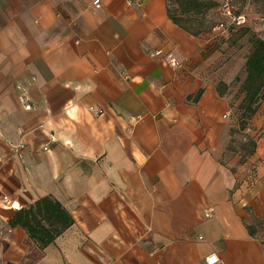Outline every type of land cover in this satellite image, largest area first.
<instances>
[{
    "label": "crops",
    "instance_id": "obj_1",
    "mask_svg": "<svg viewBox=\"0 0 264 264\" xmlns=\"http://www.w3.org/2000/svg\"><path fill=\"white\" fill-rule=\"evenodd\" d=\"M167 1L0 0V264H264V140L229 152L238 70ZM45 197L42 249L12 221Z\"/></svg>",
    "mask_w": 264,
    "mask_h": 264
},
{
    "label": "trees",
    "instance_id": "obj_2",
    "mask_svg": "<svg viewBox=\"0 0 264 264\" xmlns=\"http://www.w3.org/2000/svg\"><path fill=\"white\" fill-rule=\"evenodd\" d=\"M167 5L168 15L177 26L195 37L209 35L214 40L215 50L220 51L221 38L226 37V34L231 29L240 27L236 25L229 26V20L224 19L222 16V20L217 22L216 15L213 13V10L217 7L215 0H168ZM233 15L236 16L234 11ZM221 25L226 26V30L223 32L217 30ZM250 43L251 50L245 62L246 77L241 81L237 75L234 80L241 82L239 93L243 95L240 105L232 100L235 106L234 113L237 110L241 113L239 118L240 130L246 128L248 121L256 115L260 102L264 100V40L257 36H252ZM209 48L211 49V46ZM233 82L230 86H227L224 82H220L217 85V91L220 96H224L226 93L229 94L232 90ZM201 93V91L198 93L196 100L200 98ZM234 113L230 147L234 142L236 130ZM251 146L252 150L244 158H240L238 154H233L229 150L230 147L228 150L232 156L239 157L241 166L256 153L257 143L252 141ZM73 223V218L62 207L61 203L50 197L42 198L30 208L19 211L12 221V225L23 227L30 238L42 249L53 244Z\"/></svg>",
    "mask_w": 264,
    "mask_h": 264
},
{
    "label": "rangeland",
    "instance_id": "obj_3",
    "mask_svg": "<svg viewBox=\"0 0 264 264\" xmlns=\"http://www.w3.org/2000/svg\"><path fill=\"white\" fill-rule=\"evenodd\" d=\"M217 7L213 10L217 22L221 21V6L226 0H215ZM232 10L236 16H244L246 23L239 28L231 29L226 37L221 38L219 46L222 62L229 68L238 70V76L241 81L246 77L245 62L251 50L250 38L257 36L264 40V0H229ZM241 82L234 81L229 95L233 101L240 105L243 95L239 93ZM240 111L234 113L235 133L234 142L230 151L238 156L245 157L252 150L251 143L255 141L257 146L264 140V100L260 102L256 115L248 121L244 130H240ZM237 121V122H236ZM255 230L262 240H264V221L255 222Z\"/></svg>",
    "mask_w": 264,
    "mask_h": 264
},
{
    "label": "built area",
    "instance_id": "obj_4",
    "mask_svg": "<svg viewBox=\"0 0 264 264\" xmlns=\"http://www.w3.org/2000/svg\"><path fill=\"white\" fill-rule=\"evenodd\" d=\"M95 4H98V1L95 2ZM221 16L226 19L229 20V26L231 25H236V26H242L246 23V18L244 16H234L233 15V11H232V7H231V3L229 0H226L223 2L222 6H221ZM217 30L219 31H224L226 30V26L221 25L217 28ZM162 53L161 51H156L154 53L155 56H160ZM164 60L166 62H168L172 67H179L180 66V62L179 60L171 53L167 54L164 56ZM27 108H30V106H27ZM91 110H93V108H91ZM102 112L98 111L96 113V115H101ZM51 140L53 142L56 141L55 137L52 136ZM21 149H24V146H21ZM207 264H216L218 262V258L216 255H211L206 259Z\"/></svg>",
    "mask_w": 264,
    "mask_h": 264
}]
</instances>
